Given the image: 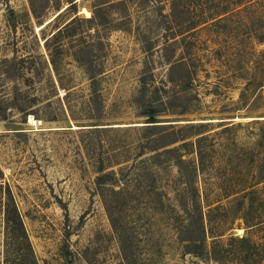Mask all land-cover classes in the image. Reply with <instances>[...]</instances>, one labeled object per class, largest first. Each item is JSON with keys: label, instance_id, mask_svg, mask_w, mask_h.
<instances>
[{"label": "rangeland", "instance_id": "obj_1", "mask_svg": "<svg viewBox=\"0 0 264 264\" xmlns=\"http://www.w3.org/2000/svg\"><path fill=\"white\" fill-rule=\"evenodd\" d=\"M218 1L0 0V182L38 264H264V0L217 21ZM150 115L159 126L144 132ZM116 124L131 125L90 129ZM144 136L180 150L158 162L164 148L146 151L152 178L113 199L114 228L102 197L111 185H97L92 162ZM179 154L199 169L204 211L221 208L212 226L223 234L203 256L189 252L200 244ZM4 194L0 264H22Z\"/></svg>", "mask_w": 264, "mask_h": 264}, {"label": "trees", "instance_id": "obj_2", "mask_svg": "<svg viewBox=\"0 0 264 264\" xmlns=\"http://www.w3.org/2000/svg\"><path fill=\"white\" fill-rule=\"evenodd\" d=\"M252 1L255 0H219L218 3L213 4V14L211 16L215 15L212 19H216L217 21L221 19V16L223 13H226L227 10L234 5L233 8L238 9L239 7L243 5H248ZM239 10V9H238ZM203 19H208L210 16L207 14H203ZM203 21V20H202ZM199 22H201L199 20ZM215 22H211L213 25ZM198 22H190L184 26H180L179 28H174L172 34L180 31L181 33L185 32H191L195 31V29L198 27ZM179 29V30H177ZM15 61L18 63L21 62H33L31 59H20L18 60L15 58ZM52 64L57 68L56 61L52 58L51 60ZM147 122V125H144L145 127L144 132L151 131L153 128H157L159 124H156L158 120H156L154 115H150V118ZM130 127V126H129ZM119 128V130L127 131L129 128L126 127H104V128H90V129H112L116 130ZM148 141H140L137 144H125L119 148H117L118 152H106L102 153L98 158L93 159L92 164L96 167V171L100 174L97 176L96 183L100 187H106V185H111L110 188H107V190L110 192L108 195L106 193L102 192V197L104 198V203L106 210L108 212V215L110 217V221L114 228L117 226V214L115 213V208L110 206V203L114 204L113 199L119 198L124 192L129 188V184L132 183L135 180L139 179H145V177L152 178V174L150 173V169L147 165H145L146 160L141 159L143 155H145L147 150L149 151H157L160 148H164L161 152H157L154 156L151 158L156 162L159 161V158L163 155H169L174 152H179L178 146L174 147H168L174 143L177 142V140H173L167 144L156 146L154 145L155 139L149 138V136H144ZM103 145V144H102ZM135 145V146H134ZM103 147V146H102ZM139 148V152L135 155V157H130V152L133 148ZM125 159V160H124ZM176 163L179 166V176L180 180L184 183L183 188V196L187 197V203L191 206L192 211L194 214L192 217L194 218V221L197 225L195 228V238L190 239L192 242L196 244H200L199 246L196 245V248H190V253L195 254L196 256H203L204 249L208 247V239L212 238L213 242H216L218 239V236H221L222 232V225L221 228H214L212 226L213 224V213L218 211L220 208L219 205H217L214 209L209 208V210L206 212L203 209V206L201 205V202L199 200L200 192L199 188L197 186V173L199 172L198 168H193V170H188L185 168V164L187 161L183 158V154H179L176 158ZM129 160H134L135 163H132V167H128L127 172H122L123 168H120L119 171H116L112 168L116 165L122 164L124 162H127ZM151 160V159H150ZM138 164H143L140 166V169L142 170L141 173H134V167L136 168ZM201 170V169H200ZM136 176V177H135ZM116 186L119 187V189H116ZM0 188H5V198L3 197V205H4V214L6 219V224L8 227L9 234L11 235L12 239L20 240L22 239L23 247L21 248V256L20 261H22V264H38L36 260V256L34 254V250L32 248L29 236L27 234V231L24 227V223L22 220V216L20 214L19 208L16 204L15 197L13 195L12 189L9 186L8 183L0 182ZM219 232V233H218ZM231 238L234 240H239L243 243H248L249 240L247 237H236L234 235H231ZM218 242V241H217ZM216 255V246L215 243L212 245L211 255L214 259L218 260ZM124 264V263H123Z\"/></svg>", "mask_w": 264, "mask_h": 264}, {"label": "water", "instance_id": "obj_3", "mask_svg": "<svg viewBox=\"0 0 264 264\" xmlns=\"http://www.w3.org/2000/svg\"><path fill=\"white\" fill-rule=\"evenodd\" d=\"M131 124H125V125H122V124H116V125H110V126H114V127H120V126H129ZM104 127H109V125H105Z\"/></svg>", "mask_w": 264, "mask_h": 264}]
</instances>
